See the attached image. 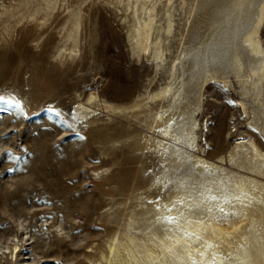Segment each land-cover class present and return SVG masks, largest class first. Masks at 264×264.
Masks as SVG:
<instances>
[{
  "label": "rangeland",
  "instance_id": "obj_1",
  "mask_svg": "<svg viewBox=\"0 0 264 264\" xmlns=\"http://www.w3.org/2000/svg\"><path fill=\"white\" fill-rule=\"evenodd\" d=\"M199 1L182 11L175 0L180 33L168 52L174 61L167 58L159 66L129 56L124 25L98 1L83 5L79 61H55L58 31L67 14L61 11L64 5L52 26H17L6 45L0 42V94L14 97L21 106L0 103V264H99L105 240L129 229L131 214L139 219L135 226L150 225L144 233L154 230L172 239L183 233L185 223L217 220L218 210L208 211L215 205L235 214L229 224L243 221L245 229L230 252L219 253L224 264H239L237 253L247 246L263 248L264 209H236L225 200L235 181L246 180L250 172L234 163H227L228 171L213 172L195 159L204 150L215 159L236 142L219 145L215 130L206 131L204 123L212 115L211 103H226L224 96L238 103L243 97L240 62L257 66L244 38L257 19L259 0L250 5L208 0L195 19ZM223 72L235 85L231 95L222 80L212 78ZM170 88L178 91L173 100L149 99ZM92 89L121 104L150 102L138 119L151 122V128L119 115L112 119L101 114L96 122L83 118L76 111L78 100ZM205 89L213 94L208 106L202 104ZM231 105L217 106L222 111L213 126L222 129L221 137L234 130L232 119L239 115L251 125V118ZM49 108L58 110L63 122L50 118ZM166 111L173 115L162 135L154 131L153 118ZM251 127L264 146V123ZM9 152L20 159H10ZM12 168L17 170L10 172ZM167 200L170 204L163 207ZM167 215L177 222L163 221ZM201 240L194 241L198 248Z\"/></svg>",
  "mask_w": 264,
  "mask_h": 264
},
{
  "label": "bare ground",
  "instance_id": "obj_2",
  "mask_svg": "<svg viewBox=\"0 0 264 264\" xmlns=\"http://www.w3.org/2000/svg\"><path fill=\"white\" fill-rule=\"evenodd\" d=\"M95 1L112 9L114 15L119 18V22L124 25L129 44V56L142 64L145 63V60L150 61L155 66L162 65L167 58L171 57L168 56V52L171 50L172 41L175 37H179L180 29L175 11L178 8L183 11L186 6H190L194 2V0H179L177 8V4H174L175 0H0L1 45L7 44L6 42L9 41L7 37L13 33L17 26L32 25L38 30L52 26L60 14L61 6L64 5L61 11H65L67 14L64 17L63 28L58 31L61 43L57 48L55 61L63 64L69 60L77 59L79 61L82 56V24L86 17L83 5H89ZM242 1L250 5L257 0ZM71 3H75L72 8L69 5ZM207 4L208 0L198 2L194 9L195 19ZM244 44L248 56L250 53L252 58L256 59L257 66H251L248 60L240 62L237 70L241 72V80L238 83L243 85L241 92L243 97H239L238 103L231 102L230 98L227 99L225 96L223 98L228 105H233L237 114L244 113L250 117L251 125L244 124L239 119V116L242 115H239L232 119L234 130L227 129V137H221L222 129L213 125L217 122L222 111L217 106L223 107L226 103L222 102L215 106L211 103L213 111L212 115L205 119L206 131L215 130L213 139L218 140L221 146L226 145L231 139L236 142L227 154L217 156L215 159L208 158L205 150L202 155H195V159L202 166L218 173L228 171L227 163L241 165L250 172V176L248 175L246 180L241 178L235 181L232 187L234 190L226 196L225 200L232 202L229 206L236 209H264V146L258 139L259 135L251 127L252 125L256 126L257 122L264 123V0H259L257 19L244 38ZM170 59L173 63L174 59ZM212 78L222 80L228 86L227 94L231 95L230 90L235 85L228 80L227 73H215ZM177 94L178 91H172L170 88L153 94L149 99L160 98L161 100V98H165V101H171ZM205 95L206 98L203 99L202 104L206 101V106H208L209 99L207 100V98L212 97L213 94L205 89L202 96ZM148 106H150V102H146L145 99H139L129 104L117 103L92 89L91 92H86L82 100H78L76 111L91 122L101 120V114L108 115L112 119L119 115L126 119L136 120L139 124H145L151 128V122L148 123L143 118L138 119L147 113ZM171 115H173L172 111H166L158 114L156 119L153 118L156 133L166 135V124L171 119ZM192 140L196 141L195 135ZM200 149L202 151V148ZM163 203V207L170 204L169 200ZM145 211L140 214H145ZM243 214L246 215V213ZM129 219L127 225L129 229L123 230V228V232L116 233L117 235L115 234L109 241L105 240L107 241L106 245L104 244L105 249L98 254L97 263L194 264L195 262V264H224L219 253L222 250L230 252L231 245L237 240L241 241L245 234L243 221L229 224L218 220L208 222L200 220L194 222L193 225L185 223V228L181 229L182 234L167 239L154 230L144 233V230L151 228L148 223L143 222L142 227L135 226L139 222L136 213L131 214ZM137 232H141V235H137ZM197 237L202 238V245L199 248L194 242ZM17 246L14 245L15 248ZM203 249H207L209 254L216 259L214 257L210 259ZM10 254H12V250ZM237 254L241 258L239 264H264V246L263 248L259 247L258 250L247 246Z\"/></svg>",
  "mask_w": 264,
  "mask_h": 264
},
{
  "label": "snow or ice",
  "instance_id": "obj_3",
  "mask_svg": "<svg viewBox=\"0 0 264 264\" xmlns=\"http://www.w3.org/2000/svg\"><path fill=\"white\" fill-rule=\"evenodd\" d=\"M0 103L7 104V106H8L9 108H11V107H15V108L19 109V108L21 107L19 101L15 100L14 97H11V96H10V98L6 99V98H5V95H3V94H0ZM5 110H6V109H5ZM48 112H49V117H50V118H51L52 116L61 117L60 112H59L58 110H56V109L49 108V109H48ZM61 121H62V117H61ZM62 122H63V121H62ZM66 127H69V128H70L71 125H67V124H66ZM77 135H79V134L77 133ZM6 138H7V137H6ZM80 139H83V137H80ZM7 155H8V157H9L10 159H12V160H14V161L20 159V157H13L11 152H9ZM16 170H17V169H15V168L9 169L10 172H12V171H16ZM207 199L212 200V201H216L218 198H217L216 196H209ZM214 208H215L216 210H218V213L220 214V215H218V216H214V217H213V218L217 219L218 221H219V220H223L224 222H227V221L231 218L232 215H235L234 213H231V214H230V213L225 209V207H223L222 205H215V206H213V207H210V208H208V211H209V212H213V211H214ZM168 211L171 212V208H168ZM177 219H178L177 217L172 216V215H167V216H164V217L162 218V220L165 221V222H167L168 224H173V223L177 222ZM186 234H187V233H186ZM197 239H199V237H197ZM214 259H215V258H214ZM194 264H195V262H194Z\"/></svg>",
  "mask_w": 264,
  "mask_h": 264
}]
</instances>
